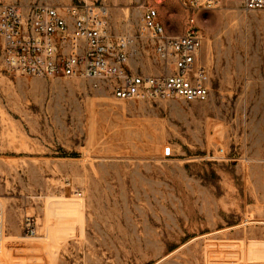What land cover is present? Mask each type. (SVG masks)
I'll list each match as a JSON object with an SVG mask.
<instances>
[{"label": "rangeland", "instance_id": "374dc122", "mask_svg": "<svg viewBox=\"0 0 264 264\" xmlns=\"http://www.w3.org/2000/svg\"><path fill=\"white\" fill-rule=\"evenodd\" d=\"M109 1L116 29L158 4L185 31L178 0ZM199 22L206 103L123 101L0 59L2 264H264V10L232 0Z\"/></svg>", "mask_w": 264, "mask_h": 264}, {"label": "built area", "instance_id": "2783aa9c", "mask_svg": "<svg viewBox=\"0 0 264 264\" xmlns=\"http://www.w3.org/2000/svg\"><path fill=\"white\" fill-rule=\"evenodd\" d=\"M178 1L188 16L180 35L168 32L158 4L116 29L109 0L0 1V59L19 75L86 80L123 101L206 103L214 75L199 17L232 0ZM236 1L244 12L264 10V0ZM5 208L0 197V253ZM26 224L36 232L31 220Z\"/></svg>", "mask_w": 264, "mask_h": 264}, {"label": "water", "instance_id": "95a60500", "mask_svg": "<svg viewBox=\"0 0 264 264\" xmlns=\"http://www.w3.org/2000/svg\"><path fill=\"white\" fill-rule=\"evenodd\" d=\"M168 152H169V150H168Z\"/></svg>", "mask_w": 264, "mask_h": 264}]
</instances>
